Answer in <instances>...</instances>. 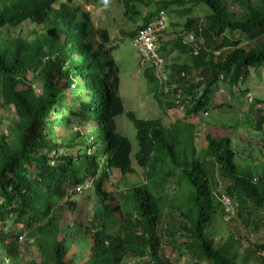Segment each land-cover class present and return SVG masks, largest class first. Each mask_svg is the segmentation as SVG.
Wrapping results in <instances>:
<instances>
[{"label":"trees","instance_id":"1","mask_svg":"<svg viewBox=\"0 0 264 264\" xmlns=\"http://www.w3.org/2000/svg\"><path fill=\"white\" fill-rule=\"evenodd\" d=\"M118 1L135 26L120 30L130 38L160 10L177 17L169 24L172 38L159 45L160 52H179L166 65L167 85H175L170 91L183 96L186 108L170 126L125 108L117 67L107 59L108 30L96 26L80 5L0 0V123L9 108L17 115L8 126L0 124V264H123L137 258L173 264L161 251V233L173 231L163 224L168 208L180 217L181 246L196 264H264V242L239 232L259 229L264 219V166L260 172L253 164L246 167L250 155L238 164L231 138L220 132L205 134L199 158L197 124L187 121L208 111L219 81L242 85L251 70L264 66V0ZM200 6L207 10L201 18L193 14ZM24 22L45 25L29 39L10 32ZM246 41L253 44L243 46ZM143 70L153 82L152 69ZM150 90L157 96L155 87ZM262 110L254 122L257 137L264 136ZM120 116L135 129V152L118 129ZM76 119L92 127L87 144L69 127ZM133 161L142 182L126 187L127 177L136 173ZM85 180L92 181V217L88 225L68 222L80 194L75 187ZM121 184L123 191L116 189ZM223 195L235 208L226 219L218 201ZM221 224L228 232L216 237L214 227Z\"/></svg>","mask_w":264,"mask_h":264},{"label":"rangeland","instance_id":"2","mask_svg":"<svg viewBox=\"0 0 264 264\" xmlns=\"http://www.w3.org/2000/svg\"><path fill=\"white\" fill-rule=\"evenodd\" d=\"M227 5L231 4V0H223ZM70 3L75 5H81L85 12L88 11L91 20L98 27H103L108 30L110 41L106 45L109 48V55L114 59L118 76H119V87L118 94L122 98L127 109L133 110V112L138 114L142 118H160L162 123L166 126H170L175 122V120L182 118L184 111L182 109H169L166 105L167 100H173L174 97L171 96L166 99L164 96H160L159 100L153 98V94L150 87L156 84V81H149L142 74L144 68L143 63L140 60L138 52L131 44L130 37L123 36L120 37L119 32L121 29L124 30H134L135 26L132 22L128 21L124 16V9L122 4L118 0H69ZM230 7V6H229ZM193 14L198 17H203L207 14V10L200 6L198 9L193 10ZM168 17L165 21L167 25L166 31L161 34V39L158 42L161 44L172 38V28L169 24L176 21V16L174 13L168 11ZM184 19H180L179 30L182 28ZM18 28L9 29L10 32L16 37L33 38V34L36 31L41 30L43 25L35 26L28 22H24L17 26ZM177 29V30H178ZM7 29V33H9ZM34 30V33H33ZM175 35V34H174ZM190 35V34H189ZM183 37L186 42H188V36ZM200 43V42H198ZM197 43V44H198ZM253 42L246 41L242 45L249 47ZM197 49V47H195ZM165 59L166 65L171 64V62L177 60L179 52L176 50H171L167 48L165 51L160 52ZM40 83L35 82L34 87L39 88ZM71 91H66V98H71ZM211 93L209 94V96ZM255 99L259 103H253L249 105V99ZM222 104L221 106H215L216 104ZM210 109H208V115L204 116L203 121L197 120L196 117L190 118L189 122H195L196 127V148L199 158L202 157V153L206 146L205 134L208 131L213 133L220 132L229 136L232 140V147L234 148L235 160L239 164L243 157L248 159L247 156L250 155L252 158L250 160V165L253 170L260 172L262 166H264V136L255 135L253 131L255 130V120L258 112L264 109V66L255 70H251L246 82L244 84H237L230 86L228 83L219 81L218 85L212 87V96L210 99ZM17 115L12 108H9L6 115H4L2 122L0 124L8 126L10 122L16 121ZM117 126L120 131L126 133L129 140L133 146V152L136 151V141H135V129L129 123L126 117L120 116L117 120ZM75 132L80 133V135H85L84 142L88 143V132L92 127L79 119L74 120L72 125H69ZM208 130V131H207ZM133 166L136 173L127 177V186H131L135 183L142 182L141 169L136 166L135 161H133ZM244 167V166H243ZM115 185H107V188L114 189ZM123 184L116 187L117 190L126 189ZM173 193V191H172ZM216 198V197H215ZM222 197H219V202L224 206L226 211L225 219L229 218L230 214L235 213V208L232 203L229 205L223 204ZM227 203V200L225 199ZM74 208H72V217L67 214L66 220L79 221L81 225H88L90 221L94 208H95V198L91 188L88 190L77 194L74 200ZM254 216V215H253ZM252 216V218H253ZM120 219V216H117ZM254 219V218H253ZM251 219V220H253ZM259 217L255 218L253 222H257ZM258 222L260 225L259 229H245L243 227L240 229V235L247 236L250 241L264 242V219H260ZM180 221V217L177 212L168 208L165 211L163 224L168 226H173L172 235L161 233L162 247L161 251L166 258H168L173 264H196L195 259L192 258L186 250L183 249L181 244L185 240L182 235L183 231L177 229V224ZM214 234L216 237L227 234L228 231L225 230L223 224L221 226H215ZM231 228H234L233 222H231ZM164 232V231H163ZM248 239H244L243 243L248 244ZM22 242V241H21ZM30 242V241H29ZM79 243H82L79 241ZM84 243L81 247L84 248ZM30 252L35 251L33 246H30ZM146 258H137L126 260L123 264H144Z\"/></svg>","mask_w":264,"mask_h":264},{"label":"clouds","instance_id":"3","mask_svg":"<svg viewBox=\"0 0 264 264\" xmlns=\"http://www.w3.org/2000/svg\"><path fill=\"white\" fill-rule=\"evenodd\" d=\"M81 6V5H80ZM161 11V10H160ZM162 11H164L165 13H166V11L165 10H162ZM167 14V13H166ZM41 25H45V24H41ZM144 26H146V24L145 25H143V26H141V27H139V28H137L136 29V31L134 32V34H133V36L130 38L131 39V44H132V46L136 49V47L133 45V39H135V37H136V33H137V31L139 30V29H141V28H143ZM163 33V32H162ZM119 34H120V32H119ZM120 37H123V35H119ZM161 36V35H160ZM108 43H109V41H110V36H108ZM159 39V38H158ZM107 43V44H108ZM106 44V45H107ZM159 45H160V43L158 42V40H157V45H156V49H155V54L157 55V57H158V59H160V61L159 62H155L154 60H150V61H147L146 60V58L145 57H143L141 54H140V52L138 51V49H136V51L138 52V55H139V57H140V60H141V62L143 63V65H144V67L146 68H151L152 69V71H153V75H154V77H155V80H153V81H156V84H154V85H152L153 87H155L156 89H157V96H154L153 95V98L154 99H156V100H159V97L160 96H164L166 99H169L171 96H173L174 97V99L173 100H167L166 101V105L168 104V103H170V102H173V104H178V106L176 107L177 109H182L183 111H184V113H185V110H184V106L185 105H183V104H181L180 102H181V100H183V96L182 95H179L178 93H172L171 91H170V89L171 88H173V87H175V85H167V81H168V68H166V63H165V59H164V57L161 55V53H160V50H159ZM107 49H109V48H107ZM108 51V54H107V59H113L110 55H109V50H107ZM114 60V59H113ZM115 62V61H114ZM116 65V64H115ZM170 65V64H169ZM168 66V65H167ZM145 68H143V69H145ZM118 72V71H117ZM142 74H143V76H144V70H142ZM182 75H184V74H182ZM186 76H187V79L188 80H193L192 78H191V75L190 74H186ZM118 78H119V76H118ZM119 83V82H118ZM216 85H218V83L216 84ZM151 88V87H150ZM171 92V94L170 95H168V93L165 95L164 93H166V92ZM153 94V93H152ZM211 96H212V94L210 95V98H209V109H210V107H211V105H210V99H211ZM254 99H252L251 98V100H249V105H250V103L253 101ZM226 104L227 105V103H225V102H221L220 104H216L215 106H221L222 104ZM124 104V103H123ZM125 106V105H124ZM228 106V105H227ZM168 107V106H167ZM126 108V107H125ZM175 108V109H176ZM185 108H186V106H185ZM127 109V108H126ZM169 109H173V108H169ZM127 110H131V109H127ZM131 111H133V110H131ZM184 113H183V116H182V118L184 117ZM206 115H208V113L207 112H204V111H200L196 116H194V117H196L197 118V120L199 119V120H201L202 122H204L203 121V119L202 118H204V116H206ZM138 118H142V117H139L138 116ZM182 118H180V119H177V120H181ZM190 118H193V117H190ZM190 118H188V120L187 121H189V119ZM143 119H149V118H143ZM151 119V118H150ZM158 119H160V118H158ZM161 121V120H160ZM162 122V121H161ZM163 124V123H162ZM164 125V124H163ZM208 131V130H207ZM85 136V135H84ZM89 140V139H88ZM89 152V149H88V151H87V153ZM86 181V180H85ZM87 181H89V180H87ZM91 185H92V181L90 180V185H89V187L88 188H86V189H83L82 191H77L76 190V188L77 187H79V186H77V187H75V191L76 192H78V193H81V192H83V191H85V190H88L89 188H91ZM223 196H225V195H223ZM223 196H222V202H223V204H227V203H225V201L223 200ZM227 199H228V201L230 202V200H229V198L227 197V196H225ZM228 205V204H227Z\"/></svg>","mask_w":264,"mask_h":264},{"label":"built area","instance_id":"4","mask_svg":"<svg viewBox=\"0 0 264 264\" xmlns=\"http://www.w3.org/2000/svg\"><path fill=\"white\" fill-rule=\"evenodd\" d=\"M167 19V15L164 11H159L154 18H152L146 26L139 29L136 33L135 39H133V45L138 49L140 54L146 58L147 61L151 59L156 63L160 61L157 55L155 54V49L157 45L158 36L162 34L165 30V20ZM251 100V98L249 99ZM90 185V181H85L81 186L77 187V191H82L83 189L88 188ZM227 200V204L229 205L228 199L223 196V200ZM226 203V202H225Z\"/></svg>","mask_w":264,"mask_h":264},{"label":"bare ground","instance_id":"5","mask_svg":"<svg viewBox=\"0 0 264 264\" xmlns=\"http://www.w3.org/2000/svg\"><path fill=\"white\" fill-rule=\"evenodd\" d=\"M167 15V14H166ZM167 17H168V15H167ZM166 21V20H165ZM166 25V24H165ZM166 27H167V25H166Z\"/></svg>","mask_w":264,"mask_h":264}]
</instances>
